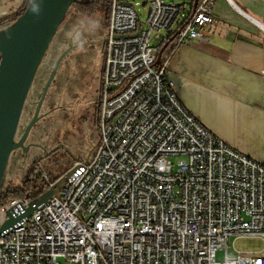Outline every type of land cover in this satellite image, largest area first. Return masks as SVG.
Segmentation results:
<instances>
[{
    "label": "built area",
    "instance_id": "built-area-1",
    "mask_svg": "<svg viewBox=\"0 0 264 264\" xmlns=\"http://www.w3.org/2000/svg\"><path fill=\"white\" fill-rule=\"evenodd\" d=\"M175 1L111 0L96 144L62 173L35 171L46 191L69 178L1 234L0 264H264L262 252L228 254L230 238L264 239V163L183 106L167 77L168 49L155 66L170 36L174 49L208 42L203 30L215 23L213 0ZM38 197L11 200L0 225L7 210Z\"/></svg>",
    "mask_w": 264,
    "mask_h": 264
},
{
    "label": "crops",
    "instance_id": "crops-1",
    "mask_svg": "<svg viewBox=\"0 0 264 264\" xmlns=\"http://www.w3.org/2000/svg\"><path fill=\"white\" fill-rule=\"evenodd\" d=\"M25 0H0V18ZM208 42L174 49L167 77L183 106L211 133L264 163V0H213ZM184 12L191 3H181ZM185 4H188L186 9Z\"/></svg>",
    "mask_w": 264,
    "mask_h": 264
},
{
    "label": "rangeland",
    "instance_id": "rangeland-1",
    "mask_svg": "<svg viewBox=\"0 0 264 264\" xmlns=\"http://www.w3.org/2000/svg\"><path fill=\"white\" fill-rule=\"evenodd\" d=\"M175 2L180 3L181 1L176 0ZM185 7L187 9L188 4H185ZM136 8L139 10L138 13L141 18L144 19L146 8L141 7L140 3ZM104 31L102 12H98L93 16H79L69 7L60 29L57 30L48 48V55L54 52L59 55L60 52L70 47V44L73 45L63 63V69L66 70L67 74L59 88V95L56 97L59 98L65 92L68 101L63 103L64 100H59L60 105H64L65 108H59L51 116L52 120L51 118L48 119V121H51L45 127L46 131L57 134V136L54 135L57 138L54 147L58 148V151L64 152L59 164L46 166L45 169L52 176L65 171L71 165V162L85 158L96 139V97L103 69ZM88 40H93V42L86 44ZM33 100L34 93L31 94L29 102ZM66 109L68 111H65ZM44 123L45 121L40 122L38 125ZM35 131H37V127ZM47 138L49 142L50 136L48 133ZM30 167L31 157L21 162H15L13 159L9 160L0 182V190L8 186H18L27 175ZM228 247L230 256L233 254L232 248L239 251L262 252L264 254V239L230 238ZM223 257V251H218L215 255L218 261H221Z\"/></svg>",
    "mask_w": 264,
    "mask_h": 264
},
{
    "label": "water",
    "instance_id": "water-1",
    "mask_svg": "<svg viewBox=\"0 0 264 264\" xmlns=\"http://www.w3.org/2000/svg\"><path fill=\"white\" fill-rule=\"evenodd\" d=\"M73 1L30 0L23 14L0 31V182L10 153L17 148H23L22 143L15 144L13 141L24 103L39 65ZM197 1H193V7ZM67 52L56 63L42 98L57 65ZM39 107L26 134L37 121ZM68 178L69 175L40 195L33 203L27 206L19 203L18 206L7 210V218L0 225V236L21 220L28 218L39 206L47 203L68 181Z\"/></svg>",
    "mask_w": 264,
    "mask_h": 264
},
{
    "label": "flooded vegetation",
    "instance_id": "flooded-vegetation-1",
    "mask_svg": "<svg viewBox=\"0 0 264 264\" xmlns=\"http://www.w3.org/2000/svg\"><path fill=\"white\" fill-rule=\"evenodd\" d=\"M87 33V31H86ZM86 36V34H84ZM91 36V33H90ZM93 40H88L86 44L92 43ZM52 43V42H51ZM51 45V44H50ZM49 45V47H50ZM89 46V45H87ZM72 44L66 50L59 53V55L51 53L48 55L46 52L39 68L36 72L34 77L33 83L29 90L28 96L24 103L19 122L15 131L14 135V143H22L23 148H17L13 150L8 158L7 163L9 160L13 159L15 162H21L25 159L31 157V164L37 161L38 167L47 168L46 166H56L60 162V158L63 155V151H58V148L54 147V143H56L57 134L50 133L45 129L46 125L52 120V115L59 109L65 108L64 105H60V101L64 100L63 103L68 101V96L64 92L60 95L59 98H56L59 95V88L63 84L64 79L66 77V70L63 69V63L65 59L68 57L69 52L72 50ZM48 51V50H47ZM68 51L64 57L60 60L57 68L54 72V75L51 79V82L46 90L44 97L42 98L44 88L50 76L52 75L55 65L60 59V57ZM65 71V72H63ZM101 81V80H100ZM100 83L98 86V93H99ZM34 93V100L29 102L31 94ZM65 96V97H63ZM42 99V100H41ZM40 104V107H39ZM96 110L98 109V95L96 97ZM39 107L38 114H37V121L34 125L29 129L26 134L27 128L33 118L35 117L36 111ZM65 111H68L67 109ZM48 121V119H50ZM45 123L42 125H38L40 122ZM48 121V122H47ZM37 127V131L35 128ZM47 133L49 134V142L47 138ZM51 134V135H50ZM97 141V132H96V139L92 143L90 150L93 149L94 145ZM53 144V145H50Z\"/></svg>",
    "mask_w": 264,
    "mask_h": 264
},
{
    "label": "trees",
    "instance_id": "trees-1",
    "mask_svg": "<svg viewBox=\"0 0 264 264\" xmlns=\"http://www.w3.org/2000/svg\"><path fill=\"white\" fill-rule=\"evenodd\" d=\"M30 0H25L23 4L12 11L11 13L0 18V26L2 25H10L14 21H16L25 11L29 4ZM111 0H74L70 7L74 10V12L79 16H93L98 12L103 13V26L106 29L109 19V10H110ZM191 10L188 11L186 17L183 19L182 24L188 20ZM62 23V22H61ZM61 24L58 27L60 29ZM105 32V31H104ZM171 36L167 39L168 44L164 48L159 63H156V67L158 65H162L166 56L164 55L165 49H168L167 53L171 54L174 50L173 41L170 40ZM97 114L96 113V128H97ZM42 171L41 167H38L37 161L31 164L30 169L27 172V175L23 179V181L18 186H8L3 190H0V209L5 207L11 200L25 201L32 200L40 195H42L47 186L44 180L41 177V173L35 174V171ZM46 171V170H43Z\"/></svg>",
    "mask_w": 264,
    "mask_h": 264
}]
</instances>
